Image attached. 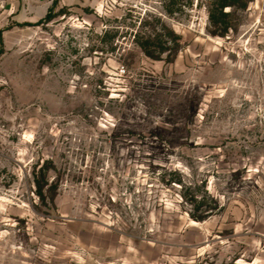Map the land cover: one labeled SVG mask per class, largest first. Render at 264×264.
Masks as SVG:
<instances>
[{
    "label": "rangeland",
    "instance_id": "obj_1",
    "mask_svg": "<svg viewBox=\"0 0 264 264\" xmlns=\"http://www.w3.org/2000/svg\"><path fill=\"white\" fill-rule=\"evenodd\" d=\"M14 1L0 264H264V0L224 36L211 0ZM141 30L165 34L161 58Z\"/></svg>",
    "mask_w": 264,
    "mask_h": 264
},
{
    "label": "trees",
    "instance_id": "obj_2",
    "mask_svg": "<svg viewBox=\"0 0 264 264\" xmlns=\"http://www.w3.org/2000/svg\"><path fill=\"white\" fill-rule=\"evenodd\" d=\"M250 0H211L207 7L209 25L212 28V34L221 36L226 35L235 25V9L245 8ZM163 28H166L164 22L161 21ZM106 30L105 35L110 34V38H114L117 31L110 33ZM173 42V53L179 50L181 36L172 30L168 29ZM165 34L155 30H141L137 31L134 41L142 48L144 53L152 58L159 59L162 57L165 47ZM36 192L39 197L44 199V186L40 180H36ZM197 201V200H196ZM207 210V209H205ZM205 215H194V218L201 219Z\"/></svg>",
    "mask_w": 264,
    "mask_h": 264
},
{
    "label": "built area",
    "instance_id": "obj_3",
    "mask_svg": "<svg viewBox=\"0 0 264 264\" xmlns=\"http://www.w3.org/2000/svg\"><path fill=\"white\" fill-rule=\"evenodd\" d=\"M99 3L102 6H115V5H122L123 4V0H99Z\"/></svg>",
    "mask_w": 264,
    "mask_h": 264
},
{
    "label": "crops",
    "instance_id": "obj_4",
    "mask_svg": "<svg viewBox=\"0 0 264 264\" xmlns=\"http://www.w3.org/2000/svg\"><path fill=\"white\" fill-rule=\"evenodd\" d=\"M7 4H8V6H12V5L15 6L16 3H15L14 0H8V3Z\"/></svg>",
    "mask_w": 264,
    "mask_h": 264
}]
</instances>
